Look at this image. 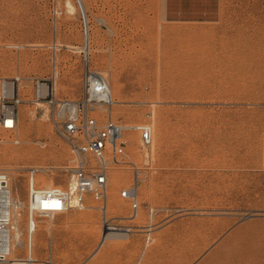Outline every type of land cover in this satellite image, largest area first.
I'll return each instance as SVG.
<instances>
[{
  "label": "rangeland",
  "instance_id": "374dc122",
  "mask_svg": "<svg viewBox=\"0 0 264 264\" xmlns=\"http://www.w3.org/2000/svg\"><path fill=\"white\" fill-rule=\"evenodd\" d=\"M80 1L92 53L82 48L78 0H0V77L20 74L25 98L20 142L0 129V169L25 202V235L28 169L42 168L41 186H65L74 157L46 106L30 101L34 78L56 79L57 97L68 99L82 95L86 63L113 89L120 82L113 118L153 121V169L134 219H124L131 204L120 192L132 172L121 167L111 170L106 202L40 218L35 262L264 264V0ZM143 150L130 152L145 165ZM104 208L111 223L133 229L98 249ZM12 256L28 258L26 245Z\"/></svg>",
  "mask_w": 264,
  "mask_h": 264
},
{
  "label": "built area",
  "instance_id": "2783aa9c",
  "mask_svg": "<svg viewBox=\"0 0 264 264\" xmlns=\"http://www.w3.org/2000/svg\"><path fill=\"white\" fill-rule=\"evenodd\" d=\"M80 7L87 34L88 21L83 7ZM87 57L84 52L85 62L89 59ZM82 79V95L78 99H68L57 97L56 79L34 78L33 97L30 101L40 107L46 106L56 132L68 142L74 157L71 164L65 167L68 172L65 186H41L35 182V177L42 168L33 166L28 169L30 234L36 232L40 218L53 220L59 214L85 209L89 198L106 202L112 180L111 170L114 167L132 172L130 182L120 192V196L131 204V213L124 219H134L138 215L140 187L149 178L153 167L149 164L150 158H144L146 161L142 163L145 165H142L130 151L136 144L144 148L153 144V121L115 120L112 109L116 100L106 77L101 72L91 70L86 63ZM23 82L24 78L20 74L0 77V129L11 132L14 143L20 142L15 132L20 120V107L25 102ZM99 109L106 111L105 116L96 114ZM152 116L151 113L149 117ZM15 201L10 176L0 169V264H31V256H12V209ZM112 227L124 233L133 229L129 224H112L106 218L104 208L103 234L98 249L106 242L107 232L113 230Z\"/></svg>",
  "mask_w": 264,
  "mask_h": 264
},
{
  "label": "bare ground",
  "instance_id": "6f19581e",
  "mask_svg": "<svg viewBox=\"0 0 264 264\" xmlns=\"http://www.w3.org/2000/svg\"><path fill=\"white\" fill-rule=\"evenodd\" d=\"M69 5H70V9L75 12V10H76L75 5L71 1H69ZM80 6L83 7L82 3H81ZM84 33H85V35H84V45H83L82 48L84 50H86L88 53H90L92 51V49H91V45L92 44H91L90 34H89V32L86 34L85 31H84ZM79 49H80V47H79ZM56 87H57V85H56ZM121 90H122V85L120 84V82H116L115 88L114 89L112 88V92H114V94L119 95L120 99L118 101H123V98H122V95H121V93H122ZM155 132L156 131L154 129V136H155ZM136 138H135V140H136ZM156 141L157 140L154 138L153 144L151 146H149L148 148L145 147V150L140 152L139 156L141 158H150L152 160V156L154 155V153H152V152L155 150ZM7 153H9V155H13V156L14 155H18L19 156L22 153L25 154V155L31 154L28 150H23L22 152H20V154H19V152H16V151H13V150H11L10 152L9 151L7 152V150H6V152L3 153L4 156L7 155ZM9 155H8V157H9ZM43 180L44 179H41V177H39V176L35 177V182L37 181V183L39 185L42 184ZM45 184H47V181H45ZM14 198H15L16 201H15L13 209H12L13 226H14L13 231H12V235H13L12 236V247H13L12 255L16 254V251H17L18 247H22V246L26 245V247H27V255H28V257L31 256L32 259H33V262H31V264H37L35 261H37L38 259L35 257V246H34L35 245V240H36V238H35L36 237V232L34 234H30V232L28 230L27 231V235H25L24 229L22 227V221L25 218V217L22 218L23 217V213H24V212L22 213V208L25 205V202L20 197L16 196L15 194H14ZM28 220H29V218H28ZM27 229H28V223H27ZM111 229H113V230H109L107 232V239L108 240H113L114 238L120 236L119 234H124V232H122L121 230H115L114 227H112Z\"/></svg>",
  "mask_w": 264,
  "mask_h": 264
}]
</instances>
